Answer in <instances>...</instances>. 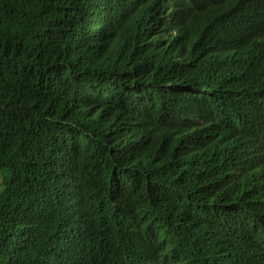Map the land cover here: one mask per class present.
Instances as JSON below:
<instances>
[{"label":"trees","instance_id":"trees-1","mask_svg":"<svg viewBox=\"0 0 264 264\" xmlns=\"http://www.w3.org/2000/svg\"><path fill=\"white\" fill-rule=\"evenodd\" d=\"M264 264V0H0V264Z\"/></svg>","mask_w":264,"mask_h":264},{"label":"clouds","instance_id":"clouds-1","mask_svg":"<svg viewBox=\"0 0 264 264\" xmlns=\"http://www.w3.org/2000/svg\"><path fill=\"white\" fill-rule=\"evenodd\" d=\"M163 264H191L187 256L179 255L174 258H170L165 261Z\"/></svg>","mask_w":264,"mask_h":264}]
</instances>
